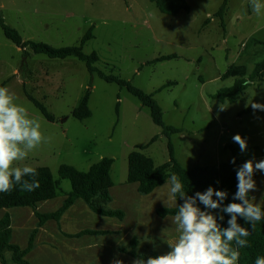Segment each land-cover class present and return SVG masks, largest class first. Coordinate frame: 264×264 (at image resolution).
Here are the masks:
<instances>
[{
  "label": "rangeland",
  "instance_id": "obj_1",
  "mask_svg": "<svg viewBox=\"0 0 264 264\" xmlns=\"http://www.w3.org/2000/svg\"><path fill=\"white\" fill-rule=\"evenodd\" d=\"M186 1L188 12L166 15L150 0H0V17L23 41L55 48L78 45L91 31L83 52L97 54V70L153 94L164 122L182 128L170 140L183 167L241 158L243 153L232 140L236 134L247 140V152L255 154L256 146L264 149V112L253 115L244 110L252 102L264 104V81L249 84L234 103L210 95L233 84L235 77H220L237 58L241 43L249 37L264 41V14L253 13L249 0H226L222 17L215 13L224 0ZM168 55L174 57L159 59ZM243 68L249 74L251 66ZM0 87H7L29 117L40 123L47 141L16 166L48 167L57 180L61 164L85 171L109 157L114 186L126 188L127 157L136 146L156 137L143 154L157 165L168 160L161 128L125 88L104 81L97 72L89 73L74 57L50 58L19 48L1 27ZM87 89L91 115L79 120L72 111ZM26 94L42 103L53 121ZM59 187V196H65L69 180H60ZM4 264H13L8 253Z\"/></svg>",
  "mask_w": 264,
  "mask_h": 264
},
{
  "label": "trees",
  "instance_id": "obj_2",
  "mask_svg": "<svg viewBox=\"0 0 264 264\" xmlns=\"http://www.w3.org/2000/svg\"><path fill=\"white\" fill-rule=\"evenodd\" d=\"M156 8L166 15H176L179 12H188L189 4L186 0H150ZM226 12V0L221 4L216 16L222 17ZM0 27L7 39L12 41L17 47L25 49L28 48L32 53L45 54L50 58L64 59L67 57H74L85 63L89 73L97 72L99 77L106 82L116 83L121 88H125L130 94L136 97L139 102L147 107L150 112L153 123L159 126L162 130V135L167 140L168 160L162 164H155L150 156L143 154L142 150L148 147L156 137L152 138L145 146H136L127 157V177L126 182H137L138 192L140 194H148L155 187L163 184L169 178L170 174L175 173L184 185V191L189 195H194L197 191L203 192L209 186L217 190L228 192V199L225 204L237 202L233 201L232 195L236 192L237 180L234 168L243 164V160L236 158V165L228 161L220 162L213 166H193L183 167L174 156V149L170 137L172 134L182 132V128L167 125L163 120V112L157 101L153 98V94L147 93L130 84L129 81L113 74H105L94 66L98 60L96 53L86 54L83 52V45L86 40L92 38L91 31L87 32L81 39L78 45L55 48L46 43L23 41L20 34L7 24L3 18L0 17ZM25 52V51H24ZM173 55L163 56L159 59H169ZM243 65H250L251 70L249 74ZM246 75L247 78H244ZM227 77H235L233 84L229 87H224L216 90L210 95V98L219 102L234 103L246 87L254 82L264 81V41L249 37L241 43L240 52L233 62L232 66L220 77L225 79ZM89 95L90 91L87 89L77 106L73 109L72 115L83 120L90 117L91 111L89 109ZM27 98L38 108V110L49 121H53V116L50 115L46 108L32 97L26 94ZM118 106V103H117ZM118 109V107H116ZM252 111L250 106L244 112ZM113 159L103 157L99 161L93 163L87 170L79 171L75 167L61 164L58 168L59 179L55 180L48 167H37L35 179L39 182V187L33 191H21L19 185H15L13 189L6 193H0V210L30 207L35 211L36 205L39 202L53 199L61 194L59 187L60 180H69L70 191L64 193L66 196L62 205L52 213L41 214L35 211V216L38 219V224L41 225L49 219L58 221L62 213L69 208L77 199H82L90 210L96 214L110 217H117L121 219L123 213L118 210L107 208L110 201L108 188L113 185L110 176ZM217 181L219 183H217ZM215 199V197H214ZM177 205L173 208H158L157 214L161 217L166 215H175L178 211V205L183 201L177 198ZM201 210L204 206L199 204ZM264 210V207H261ZM215 214V213H214ZM230 217L225 215L224 221L220 222L222 227H227V220ZM219 222V221H218ZM238 223L241 226L248 228L251 231V226L245 224L243 219L238 218ZM97 232L83 230L76 233L72 237H77L85 234H95ZM99 233V232H98ZM35 231L29 237L28 244L24 249L12 244L11 240V221L9 214H5L0 218V263L4 264L5 255L8 253L10 259L14 264H30L24 259L34 245ZM248 247L239 249L240 259L238 264H254L258 256H264V220L256 224L255 231L247 237ZM136 239H132L125 246L120 247L121 252L128 253L135 259H147L150 256H157L156 253L149 255H141L135 251Z\"/></svg>",
  "mask_w": 264,
  "mask_h": 264
},
{
  "label": "clouds",
  "instance_id": "obj_3",
  "mask_svg": "<svg viewBox=\"0 0 264 264\" xmlns=\"http://www.w3.org/2000/svg\"><path fill=\"white\" fill-rule=\"evenodd\" d=\"M249 3L257 16L264 14V0H249ZM250 108L253 115L264 112L262 103L252 102ZM220 110L224 108L220 106ZM40 129V123L29 117L27 109L15 101L9 89L0 87V193L11 191L15 185H19L21 191L29 192L39 187L34 168L16 165L47 142ZM232 140L239 145L241 153L247 152L245 138L236 134ZM230 163L236 165V158L233 157ZM234 171L237 190L232 200L239 203L227 204V191L209 186L203 192L189 195L178 176L170 174L163 186L168 189V199L183 201L173 218L178 237L175 243L169 244L167 253L150 256L146 260L135 259L132 264H238L239 249L248 247L247 237L255 231L256 224L264 220V210L249 200V193L257 190L254 175L257 172L264 174V159H249ZM252 200H255L254 196ZM225 215L230 218L228 226L222 227L220 222L224 221ZM238 218L250 225L251 231L241 226ZM114 264H123V261L115 260ZM254 264H264V256H258Z\"/></svg>",
  "mask_w": 264,
  "mask_h": 264
},
{
  "label": "crops",
  "instance_id": "obj_4",
  "mask_svg": "<svg viewBox=\"0 0 264 264\" xmlns=\"http://www.w3.org/2000/svg\"><path fill=\"white\" fill-rule=\"evenodd\" d=\"M256 149L258 154L243 153L240 159L243 162L264 159V149L258 146ZM253 178L257 190L249 193V200L264 207V174L257 172ZM164 184L148 194L138 192L137 182H125L126 188L111 185L108 188V207L121 211V219L96 214L82 199H77L58 221L49 219L39 225L35 211L41 214L55 212L66 196L39 202L35 211L30 207H17L20 210L16 212L9 210L12 208L1 209L0 218L9 214L10 242L21 249L27 246L31 233L35 231L33 248L24 256L30 264H114L115 260L132 264L135 258L120 251V247L132 239H136L135 251L138 254L161 255L170 250L169 244L175 243L178 237L173 221L175 215L161 217L156 212L158 208L177 205L176 201L168 199V189L163 187ZM253 196L255 200H252ZM83 230L97 233L72 237Z\"/></svg>",
  "mask_w": 264,
  "mask_h": 264
}]
</instances>
